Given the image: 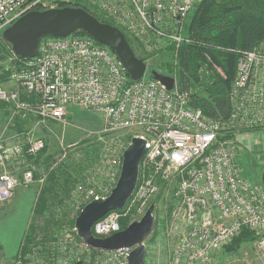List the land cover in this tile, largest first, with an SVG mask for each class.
Listing matches in <instances>:
<instances>
[{
  "label": "built area",
  "instance_id": "2783aa9c",
  "mask_svg": "<svg viewBox=\"0 0 264 264\" xmlns=\"http://www.w3.org/2000/svg\"><path fill=\"white\" fill-rule=\"evenodd\" d=\"M199 1L0 0V31L28 12L80 4L119 28L138 55L151 59L175 46L177 56L185 42V21ZM4 74L22 93L1 85L0 102L12 104L19 115H34L42 124L67 125L69 108L78 107L101 114V134L117 138L131 133L128 144L133 137L146 141L131 199L123 210L97 222L94 236L109 237L140 220L156 203L162 187L170 184L175 205L169 234L176 245L169 264H213L215 256L243 229L259 237L257 258L264 264V186L246 179L240 166V137L264 128V40L240 55L230 92L231 111L223 120L209 118L194 107L191 93L179 88L176 77L172 91L147 74L132 81L116 53L90 36H46L33 59H21L12 52L10 64L0 71ZM45 147L42 139L32 141L27 154L36 157ZM124 151L112 146L101 150L88 179L72 195L75 212L111 194L120 177ZM19 154V148H5L0 139V204L8 203L18 187L35 182L34 172L23 167V161L10 168ZM78 242L75 227L65 228L53 244V264H128L131 249L99 251L93 256L85 245L81 253L86 249L90 259L78 258ZM25 260L26 264H47L35 256Z\"/></svg>",
  "mask_w": 264,
  "mask_h": 264
},
{
  "label": "trees",
  "instance_id": "16d2710c",
  "mask_svg": "<svg viewBox=\"0 0 264 264\" xmlns=\"http://www.w3.org/2000/svg\"><path fill=\"white\" fill-rule=\"evenodd\" d=\"M74 7L83 8L101 22L111 24L87 6L77 4ZM77 34L89 36L85 32ZM183 36L185 42L178 49L177 56L173 53L175 46H170L164 51L166 53H160L166 61L157 71L176 77L179 88L191 93L192 105L206 116L215 120L227 119L231 111L230 92L236 79L240 55L254 50L264 40V0H200L185 21ZM127 40L139 58L149 60L150 57L138 55L131 40ZM0 53L4 54L2 58L7 54L12 57L11 46L2 38ZM217 68L222 70V75ZM8 82V74L0 75V86ZM21 98L24 101L28 99L23 94ZM21 128L22 123H18V129ZM28 157L38 163L36 157ZM83 168L67 162L47 167L46 180L38 193L32 218L14 261L19 263L33 255L47 264H53V244L67 228L63 227L65 222L74 229L75 219L80 214V211H76L72 217L66 201L72 198L79 185H84ZM34 178L39 180L40 175L35 173ZM123 223L126 224L122 226L126 227L127 220ZM258 238L255 232L243 229L222 253L235 254L244 245L256 243ZM78 241L82 242L79 238ZM96 253L100 252L92 249L93 256ZM145 260L149 264L148 255Z\"/></svg>",
  "mask_w": 264,
  "mask_h": 264
},
{
  "label": "rangeland",
  "instance_id": "374dc122",
  "mask_svg": "<svg viewBox=\"0 0 264 264\" xmlns=\"http://www.w3.org/2000/svg\"><path fill=\"white\" fill-rule=\"evenodd\" d=\"M2 32L0 31V39L2 38ZM137 52V54L140 53L139 51ZM3 55V53H0V69L8 67L10 64L11 56L7 54L5 58H2ZM165 61L166 58L162 54L155 55V57L153 56L147 60V77L150 76L151 71H157V68H160ZM217 71L221 75L223 74L221 69L217 68ZM15 88L19 90L18 87L15 86ZM3 103H0V139H2L3 146L10 149L19 148L20 154L14 158L12 163L23 161V167L29 166L34 174L40 175V179L35 180L33 185L18 187L14 197L8 203L0 204V209L3 211L0 217L1 215L7 216L0 220V237L3 240L6 238L5 242L2 241V244H4L7 256H11V258L7 257V260L0 261V264H19L14 261L12 256L17 251L18 237L21 236L32 218L38 193L47 177V167L66 162L74 166L81 165L84 166L82 177L86 180L88 179L89 171H92L91 169L97 163L101 150L106 146H112L119 151H124L129 145L131 133L118 135L117 138L101 134L104 126L101 114L78 107L69 108L70 114L68 119L66 118L67 125L57 123L42 124L34 115L25 113L19 115L14 111L12 104ZM18 123H22L21 129H18ZM38 139L45 141L46 149L41 155L36 156L38 160L36 164L33 158L30 159L28 157L27 151L30 142ZM240 139L242 141L240 146L242 174L250 182L264 186V128L245 132ZM13 167L16 168L18 165L11 164L10 168ZM162 188L164 189L156 201V230L153 233L154 235L146 242L149 264H169L176 245V239L169 234L172 221L171 214L175 205L173 201L174 186L168 184ZM66 205L70 208L72 217L75 216L77 212H73L70 206L71 198L66 201ZM125 220H122V225L126 224L123 223ZM63 227H67L69 231L71 229L67 221ZM255 244L244 245L243 249L241 248L242 250L235 254L226 255L222 251L215 256L213 264H262L257 258ZM78 245L80 246L78 247L77 253L79 254L77 257L83 256L90 259L92 252L88 253L85 249V253H81L83 250L81 247L85 246V244L78 242ZM31 258H33V255H31ZM23 261L26 264V260L24 259Z\"/></svg>",
  "mask_w": 264,
  "mask_h": 264
},
{
  "label": "water",
  "instance_id": "95a60500",
  "mask_svg": "<svg viewBox=\"0 0 264 264\" xmlns=\"http://www.w3.org/2000/svg\"><path fill=\"white\" fill-rule=\"evenodd\" d=\"M85 32L97 43L114 50L130 74L132 81H140L147 72V64L139 58L124 33L109 23L101 22L83 8L63 7L44 11H31L17 19L2 32V38L12 52L21 59L37 56L41 40L46 36L67 38ZM150 76L167 90L175 88V78L158 71ZM146 141L133 137L123 153L120 177L111 194L105 199L88 203L75 219L78 238L89 248L113 252L131 249L128 264H146V242L156 230V203H152L145 215L124 230L109 237L93 235V226L114 211H121L131 199L139 180L140 165L146 153ZM76 264H83L77 262Z\"/></svg>",
  "mask_w": 264,
  "mask_h": 264
},
{
  "label": "crops",
  "instance_id": "0c3cea01",
  "mask_svg": "<svg viewBox=\"0 0 264 264\" xmlns=\"http://www.w3.org/2000/svg\"><path fill=\"white\" fill-rule=\"evenodd\" d=\"M12 83H6L5 84V87H8V88H12V89H14L15 88V86H14V84H12ZM20 91H21V93H22V90L21 89H19ZM69 111H68V114H67V116H66V118L68 119V116H69ZM244 136V135H243ZM242 136V137H243ZM5 148H8V147H5ZM12 164H17V163H12ZM29 195V194H28ZM3 213V211H2V209H0V214H2ZM7 216L5 215V216H2L1 215V217H0V220H3L4 218H6ZM30 223V222H29ZM27 228H28V225H27V227H26V229L22 232V234H21V236H19L18 238H19V241H18V246L16 247L17 248V251H16V253L14 254V256H12L13 257V259H15V257L18 255V252H19V250H20V246H21V243H22V240H23V237H24V235H25V233H26V230H27ZM7 239H8V237H7ZM5 240H6V238H5ZM5 240H3L2 239V237H0V261L2 262V261H4V260H7L8 258H11V256L10 255H8L7 256V253H6V251L4 250V244H2L3 242H5ZM3 241V242H2ZM250 245V244H249ZM243 249V248H242ZM241 249V250H242ZM15 251V250H14ZM14 253V252H13ZM12 253V254H13ZM8 257V258H7ZM10 261V260H9Z\"/></svg>",
  "mask_w": 264,
  "mask_h": 264
}]
</instances>
